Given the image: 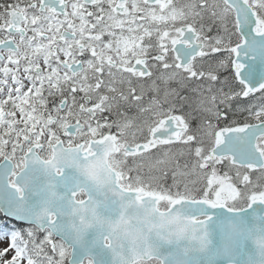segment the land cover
Here are the masks:
<instances>
[{
	"label": "snow or ice",
	"instance_id": "snow-or-ice-1",
	"mask_svg": "<svg viewBox=\"0 0 264 264\" xmlns=\"http://www.w3.org/2000/svg\"><path fill=\"white\" fill-rule=\"evenodd\" d=\"M0 264H264V0L0 2Z\"/></svg>",
	"mask_w": 264,
	"mask_h": 264
},
{
	"label": "flooded vegetation",
	"instance_id": "flooded-vegetation-1",
	"mask_svg": "<svg viewBox=\"0 0 264 264\" xmlns=\"http://www.w3.org/2000/svg\"><path fill=\"white\" fill-rule=\"evenodd\" d=\"M0 2H3V0H0Z\"/></svg>",
	"mask_w": 264,
	"mask_h": 264
}]
</instances>
